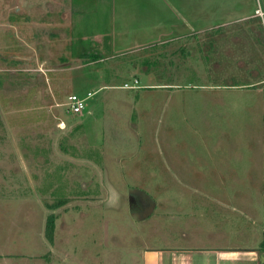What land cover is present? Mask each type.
<instances>
[{
    "label": "rangeland",
    "instance_id": "374dc122",
    "mask_svg": "<svg viewBox=\"0 0 264 264\" xmlns=\"http://www.w3.org/2000/svg\"><path fill=\"white\" fill-rule=\"evenodd\" d=\"M68 2L0 0V187L5 180L27 184L21 192L27 212L35 225L40 218L47 246V223L56 216L68 261L51 255L52 263L45 262L47 255L44 263L144 264V239L156 236L162 246L165 239L133 225L233 220L240 213L232 207L242 210L244 203L234 204L232 194L219 197L222 189L262 201L264 85L232 88L231 80L218 78L226 87L217 90L210 63L174 57L179 64L168 78L181 87L148 89L162 82L156 55L148 48L103 60L83 53L62 15ZM145 62L153 65L151 76L142 70ZM73 94L88 97L77 114L67 112ZM225 153L236 158V175L206 164L213 161L206 154ZM11 193L0 196L10 200ZM34 233L28 226V240Z\"/></svg>",
    "mask_w": 264,
    "mask_h": 264
},
{
    "label": "crops",
    "instance_id": "0c3cea01",
    "mask_svg": "<svg viewBox=\"0 0 264 264\" xmlns=\"http://www.w3.org/2000/svg\"><path fill=\"white\" fill-rule=\"evenodd\" d=\"M68 1L66 4L70 6L62 15H67L72 38L78 47H83V53H99L103 60L114 55V51L123 53L136 48H139L137 51H146L148 48L151 56L155 58L156 55L159 60L154 63L162 82L148 83V89L164 91L168 87L167 90L171 91L181 87L182 83L168 78L179 64L176 62L180 59L174 57L195 59L196 64L210 63L213 87L217 90L226 87L215 83L218 78L231 80L232 85L227 87L232 88L237 85H264V0ZM102 23L107 25V29L101 27ZM197 45L206 49L202 50ZM159 47H163L159 53L152 51ZM145 64L146 68L142 70L151 76L153 65ZM197 66L210 73L208 66ZM136 81L139 85L140 80ZM206 155L213 159H206L208 166L211 162V166L217 164L221 167L220 171L226 172L228 168L231 174L236 175L235 157H227L226 153L219 156ZM194 170L196 168L191 170V174ZM209 171L206 170V173ZM259 174H264V163ZM2 185H6V188L0 187V192L6 194L14 191V194L11 193L10 200L0 196V264H29V261L46 264L44 258L47 255L51 258L47 257L45 262L50 259L52 263L51 255L62 257L67 262V254L61 250L62 245L56 233V221L53 237L48 238L50 243L47 246L40 218L35 225L33 217L27 212L28 198L21 193L27 190V184L5 180ZM16 192H19L18 196ZM220 194L219 197L225 198L232 194L233 203H244L242 210L232 207V212L240 213L238 217L230 221L211 219L204 222L196 217L188 221L167 220L133 225L136 227H132L134 230H147L154 235L159 233L158 236L165 239L163 246L159 245L156 236L144 239V247L140 251L144 264H264V193L261 206L260 202L254 204L251 198L247 200L244 192L237 189H222ZM16 200L18 204H15ZM214 205L220 210V205L224 204L217 201ZM255 211L262 213L256 214ZM253 217L256 218L253 220ZM29 218L32 223H29ZM28 226L36 229L29 240ZM36 237H39V244L35 241ZM28 241L31 242L30 247ZM32 246L38 248L31 251Z\"/></svg>",
    "mask_w": 264,
    "mask_h": 264
},
{
    "label": "built area",
    "instance_id": "2783aa9c",
    "mask_svg": "<svg viewBox=\"0 0 264 264\" xmlns=\"http://www.w3.org/2000/svg\"><path fill=\"white\" fill-rule=\"evenodd\" d=\"M259 13H261V10H259ZM125 87L132 88L131 86H125ZM91 95L92 94L90 93L88 95V97L91 96ZM88 97L81 98V97H79L76 94H73V95L69 96V102L66 105L67 106V112L69 114H77V113L82 112L85 109V107H86V100H87ZM63 125H64V122L61 121L59 123V126H63Z\"/></svg>",
    "mask_w": 264,
    "mask_h": 264
},
{
    "label": "trees",
    "instance_id": "16d2710c",
    "mask_svg": "<svg viewBox=\"0 0 264 264\" xmlns=\"http://www.w3.org/2000/svg\"><path fill=\"white\" fill-rule=\"evenodd\" d=\"M80 57H82V56H80ZM83 57L84 58H88L86 55H83ZM94 57L97 58L98 55L97 56L95 55ZM62 205H63V203H59V204H56V205H54L52 207L53 208H57V207H60ZM55 220H56V216L52 215V216H50V218L48 220V223H47V237L49 239H52V237H53V233H54V230H55Z\"/></svg>",
    "mask_w": 264,
    "mask_h": 264
},
{
    "label": "flooded vegetation",
    "instance_id": "af4514ba",
    "mask_svg": "<svg viewBox=\"0 0 264 264\" xmlns=\"http://www.w3.org/2000/svg\"><path fill=\"white\" fill-rule=\"evenodd\" d=\"M134 203H136V202H134Z\"/></svg>",
    "mask_w": 264,
    "mask_h": 264
},
{
    "label": "bare ground",
    "instance_id": "6f19581e",
    "mask_svg": "<svg viewBox=\"0 0 264 264\" xmlns=\"http://www.w3.org/2000/svg\"><path fill=\"white\" fill-rule=\"evenodd\" d=\"M86 98V97H85Z\"/></svg>",
    "mask_w": 264,
    "mask_h": 264
}]
</instances>
